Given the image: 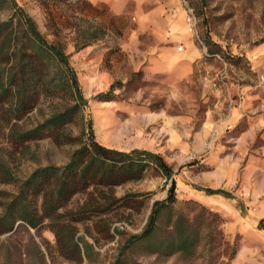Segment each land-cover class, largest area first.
<instances>
[{"label": "rangeland", "instance_id": "rangeland-1", "mask_svg": "<svg viewBox=\"0 0 264 264\" xmlns=\"http://www.w3.org/2000/svg\"><path fill=\"white\" fill-rule=\"evenodd\" d=\"M15 1L49 42L64 46L96 141L159 154L174 169L176 210L193 219L185 206L192 200L222 219L210 254L206 240L190 259L154 254L139 242L120 264H264V0H149L148 16L133 13L131 4L116 15L99 1ZM6 17L0 9V22ZM101 94L112 101L98 100ZM66 101L42 100L19 125L36 126ZM79 128L73 123L71 135ZM7 133L0 117V156L18 177L63 165L76 147L44 139L22 154L7 143ZM151 174L112 190L116 199H132L127 206L87 213L73 224L79 255L59 248L48 222L36 229L16 224L0 235V264L114 263L126 240L142 232L153 202L166 197L169 184ZM106 203L86 193L66 209ZM222 243L235 248L231 261Z\"/></svg>", "mask_w": 264, "mask_h": 264}, {"label": "trees", "instance_id": "trees-1", "mask_svg": "<svg viewBox=\"0 0 264 264\" xmlns=\"http://www.w3.org/2000/svg\"><path fill=\"white\" fill-rule=\"evenodd\" d=\"M0 9L7 11L0 22V117L8 130L7 143L22 154L27 153L29 143L44 139L57 147L76 146L63 165L38 167L26 177H18L0 156V235L11 232L16 224L36 229L48 222L59 248L79 255L73 224L87 213H103L117 204L127 206L132 199H116L112 190L152 173L169 184L166 197L153 202L142 232L126 240L112 264H120L125 252L139 242L149 245L154 254L185 259L194 258L204 240V252L214 251L211 245L222 219L192 200L185 206L196 214L193 219L176 210L174 169L159 154L140 149L124 152L98 143L92 121H85L87 100L64 46L49 42L15 0H0ZM109 96L101 94L97 99L112 101ZM54 98L68 101L34 127L19 125L42 100ZM76 122L80 128L74 137L69 128ZM86 193L107 203L66 209L75 196ZM206 194L232 198L222 190L206 189ZM222 244L231 261L235 248Z\"/></svg>", "mask_w": 264, "mask_h": 264}, {"label": "crops", "instance_id": "crops-1", "mask_svg": "<svg viewBox=\"0 0 264 264\" xmlns=\"http://www.w3.org/2000/svg\"><path fill=\"white\" fill-rule=\"evenodd\" d=\"M92 2H102L104 3L109 10L116 15H121L126 13L128 6L131 4L133 13L140 16H148L149 14L146 12V5L149 0H90ZM162 6L155 8L154 10H161Z\"/></svg>", "mask_w": 264, "mask_h": 264}, {"label": "built area", "instance_id": "built-area-1", "mask_svg": "<svg viewBox=\"0 0 264 264\" xmlns=\"http://www.w3.org/2000/svg\"><path fill=\"white\" fill-rule=\"evenodd\" d=\"M186 25L188 27V31L191 34H195V16L193 15L192 11L186 7ZM182 49V47H180V50Z\"/></svg>", "mask_w": 264, "mask_h": 264}]
</instances>
